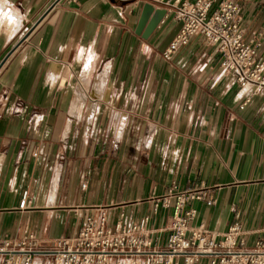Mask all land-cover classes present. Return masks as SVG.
Instances as JSON below:
<instances>
[{
    "label": "crops",
    "instance_id": "obj_1",
    "mask_svg": "<svg viewBox=\"0 0 264 264\" xmlns=\"http://www.w3.org/2000/svg\"><path fill=\"white\" fill-rule=\"evenodd\" d=\"M240 2L264 62V0ZM178 5L0 0V250L31 235L53 250L101 211L111 226L143 221L164 248L176 198H162L190 190L191 227L220 241L238 224L245 250L264 240V87L242 86L201 34L168 58Z\"/></svg>",
    "mask_w": 264,
    "mask_h": 264
},
{
    "label": "built area",
    "instance_id": "obj_2",
    "mask_svg": "<svg viewBox=\"0 0 264 264\" xmlns=\"http://www.w3.org/2000/svg\"><path fill=\"white\" fill-rule=\"evenodd\" d=\"M156 1L169 3L171 0ZM176 2H179L176 16L182 27L165 52L168 58L192 36L201 34L219 49L223 69L234 73L242 86L251 84L255 91L264 87V62L257 59L256 44L245 40L240 0H222L217 8H212L214 0ZM172 196L176 198L175 210L164 248L156 246L142 233L143 221L136 225L118 221L111 226L106 213L101 211L97 216L86 217L76 236L54 242L53 250H37L32 235L19 243L5 240L0 252L9 255L1 264H10L15 253L27 255L25 264H32L35 253L50 254L51 264H178L177 257L194 264L208 255L212 257L211 264H264V240H258L253 250L242 249V230L234 224L218 241L203 226H190L196 210L184 208L188 200L202 197L199 192L169 194L162 198V204L170 206Z\"/></svg>",
    "mask_w": 264,
    "mask_h": 264
},
{
    "label": "bare ground",
    "instance_id": "obj_3",
    "mask_svg": "<svg viewBox=\"0 0 264 264\" xmlns=\"http://www.w3.org/2000/svg\"><path fill=\"white\" fill-rule=\"evenodd\" d=\"M156 18H157V20H158V18H159V14H157L156 15ZM35 264H40L39 262H36ZM115 264H124L123 262H119V263H115Z\"/></svg>",
    "mask_w": 264,
    "mask_h": 264
},
{
    "label": "water",
    "instance_id": "obj_4",
    "mask_svg": "<svg viewBox=\"0 0 264 264\" xmlns=\"http://www.w3.org/2000/svg\"><path fill=\"white\" fill-rule=\"evenodd\" d=\"M57 1H59V0H57Z\"/></svg>",
    "mask_w": 264,
    "mask_h": 264
}]
</instances>
